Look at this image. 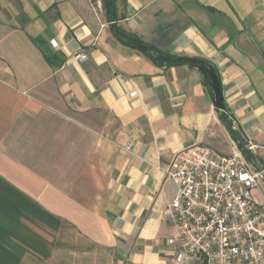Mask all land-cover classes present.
Segmentation results:
<instances>
[{
  "label": "crops",
  "instance_id": "obj_1",
  "mask_svg": "<svg viewBox=\"0 0 264 264\" xmlns=\"http://www.w3.org/2000/svg\"><path fill=\"white\" fill-rule=\"evenodd\" d=\"M19 1L0 18V264H177L172 155L239 152L206 77L121 44L100 0ZM117 11L127 33L208 63L264 167V0H125Z\"/></svg>",
  "mask_w": 264,
  "mask_h": 264
},
{
  "label": "built area",
  "instance_id": "obj_2",
  "mask_svg": "<svg viewBox=\"0 0 264 264\" xmlns=\"http://www.w3.org/2000/svg\"><path fill=\"white\" fill-rule=\"evenodd\" d=\"M165 174L176 185L168 212L177 264H264V203L253 197L264 185V167L240 152L192 145L172 155Z\"/></svg>",
  "mask_w": 264,
  "mask_h": 264
},
{
  "label": "trees",
  "instance_id": "obj_3",
  "mask_svg": "<svg viewBox=\"0 0 264 264\" xmlns=\"http://www.w3.org/2000/svg\"><path fill=\"white\" fill-rule=\"evenodd\" d=\"M102 9L105 13L106 20L111 24V31L113 36L123 45L133 48L145 57H147L155 65L163 68H169L173 66L186 65L188 67H197L195 63H203L208 66V63L199 59H190L185 57H179L166 51H161L153 46L145 43L135 34L127 33L120 26L116 25L118 21L117 4L120 3L122 6L125 4V0H100ZM41 41V39H38ZM45 60L54 68L59 67L63 63V59L57 54H46ZM193 60L195 63L187 60ZM205 85L209 88L208 78H204ZM219 119L225 126L230 137L236 142L239 152L244 156L245 159L250 160V153L244 148V141L239 137L236 131L233 130L231 122L228 120L227 109L224 107L223 111H218Z\"/></svg>",
  "mask_w": 264,
  "mask_h": 264
},
{
  "label": "water",
  "instance_id": "obj_4",
  "mask_svg": "<svg viewBox=\"0 0 264 264\" xmlns=\"http://www.w3.org/2000/svg\"><path fill=\"white\" fill-rule=\"evenodd\" d=\"M187 61L195 63L193 60L188 59ZM195 64L198 70L209 80V86L212 92L211 100H212L214 108H216L219 111H223L224 105H223L221 87H220V83L217 78V75L214 73V71L209 66L201 62L195 63Z\"/></svg>",
  "mask_w": 264,
  "mask_h": 264
},
{
  "label": "rangeland",
  "instance_id": "obj_5",
  "mask_svg": "<svg viewBox=\"0 0 264 264\" xmlns=\"http://www.w3.org/2000/svg\"><path fill=\"white\" fill-rule=\"evenodd\" d=\"M21 11L20 1L19 0H0V18L3 20H9L14 15H16V12ZM20 13V12H19ZM20 20V17L18 18V21ZM245 148V147H244ZM246 149V148H245ZM248 151V149H246ZM250 153V151H248ZM251 159L248 160L252 162L256 167L257 164H255L254 158L252 156V152L250 153ZM262 187V186H260Z\"/></svg>",
  "mask_w": 264,
  "mask_h": 264
}]
</instances>
